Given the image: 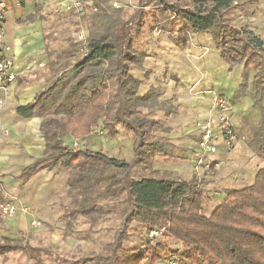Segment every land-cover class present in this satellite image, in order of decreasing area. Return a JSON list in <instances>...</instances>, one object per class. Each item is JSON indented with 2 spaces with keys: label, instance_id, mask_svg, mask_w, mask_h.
Wrapping results in <instances>:
<instances>
[{
  "label": "trees",
  "instance_id": "obj_1",
  "mask_svg": "<svg viewBox=\"0 0 264 264\" xmlns=\"http://www.w3.org/2000/svg\"><path fill=\"white\" fill-rule=\"evenodd\" d=\"M232 1L205 0L182 9L165 0H138L140 6L160 4L163 9H135L122 18L124 8L113 9L100 0L90 16L88 54L61 73L67 65L57 66L51 85L33 103L17 108L23 118L42 117L39 129L45 141L43 157L21 172V184L44 170L68 169V193L76 189L81 198L79 209L70 211L72 218L96 211L93 194L102 184L105 191L124 195L125 214L113 240L101 253L82 259L80 264L173 261L167 256L172 251L160 241L153 245L146 240L138 249H124L132 222L147 231L163 228L164 236L181 246L177 250L179 261L187 264H264V166L251 185L228 190L208 217L202 214L205 193L195 177L182 180L168 172L160 177L132 176L133 169H146L154 155H169L164 145L152 139L153 133L167 130L138 109L167 114L177 110L171 102L157 99L160 91L150 89L139 95L140 81L129 74L136 59L133 45L147 17L151 30L176 31L180 42H184L183 32L208 33L222 62L229 67L242 65L241 90L246 88L248 73L253 72L250 94L241 92L238 97H248L260 114L261 125L252 146L256 144L264 162V45L247 39L222 19L221 10ZM170 12L177 18L171 20ZM178 20L180 28L174 30ZM50 55L47 52L49 59ZM49 113L52 116H46ZM116 125H122L133 138L129 162L65 143L66 137L84 139L97 126L112 135ZM26 249L16 243H0V254Z\"/></svg>",
  "mask_w": 264,
  "mask_h": 264
},
{
  "label": "rangeland",
  "instance_id": "obj_2",
  "mask_svg": "<svg viewBox=\"0 0 264 264\" xmlns=\"http://www.w3.org/2000/svg\"><path fill=\"white\" fill-rule=\"evenodd\" d=\"M165 1L169 5L175 4L182 9L205 3V0ZM99 2L100 0H85V13L81 17H77L61 7L45 11L47 14L50 12L48 14L50 18L44 24V52L51 54L50 60L54 63V66L48 71V75L53 74L57 66H62L64 63L67 65L58 72L61 73L82 59V54L78 51L76 34L79 30H83L89 38L90 16ZM123 10L122 18H127L133 11L131 8ZM221 15L227 24L241 30L247 39H257L264 45V0H233L227 8L221 10ZM149 26L150 18L147 17L144 19V25L140 27L139 35L133 45L136 59L129 74L140 81L139 88L147 91L150 89L160 91L161 94L157 96V99L160 102H171L173 105L176 101L174 95H177L189 116L192 109L196 107L194 105L197 101L193 100L203 99V102L209 105L212 97L211 92L221 93L228 105L241 92L250 94L253 72L248 73L246 88L241 90L242 65L229 67L222 62L208 33L195 35L191 31L183 32L184 42H180L176 31L161 32L151 30ZM176 26L174 30L180 28V20L176 21ZM176 42L178 44L174 45ZM204 58L209 62L200 65L204 69L200 72L203 75L200 84L195 81L200 75L198 70L193 72V76L178 75L177 73L169 75V71L174 72L172 67L177 63L185 66L187 63H201ZM50 80L47 81L44 90L51 85L52 78ZM138 111L145 114L148 119L156 120L157 122H155L159 126L163 123L174 126L186 118L178 115L167 123L162 117L163 115L155 112V109L139 108ZM46 116L52 115L49 113ZM60 117L61 115L54 116L57 119ZM100 130H103L105 134H98ZM161 133L159 131L152 134V139L158 140L159 144H161ZM91 134L95 135L93 141L87 144L77 143L74 148L81 147L89 152L101 153L107 158L117 161L129 162L131 160L133 138L122 125H116L115 133L112 135L98 126L92 129ZM250 149L247 157L240 159L238 163L231 160V164L233 163L231 166L235 168L249 164L246 166V177L239 181H228L222 185L216 179V174L209 177L193 170L196 174L195 178L202 186L201 189L205 193L206 200L213 198L216 201L215 204L218 205L224 200L228 190L241 189V186L245 187L253 183L255 172L264 166V162L258 156L256 144ZM154 156L150 159V164L146 169H133L132 176L134 178L160 177L162 172L153 171ZM214 158H217V155ZM68 171V169H62L49 173L45 179L46 182L40 186L41 188L39 192L35 193L33 200L27 206H23L22 215L26 219V230L19 237L20 240L21 238L27 240V254L10 253L4 264H80L82 259L101 253L102 249L113 240L115 231L120 227L125 214L124 195L119 192L105 191L102 184L94 190L93 194L92 205L96 206V211L91 215L72 218L70 211L79 209L81 198L76 189L71 194L68 193ZM239 185L241 186L239 187ZM32 222H38L39 226L34 227ZM150 230L147 231L138 222H132L128 232V241L123 245L124 249L131 251L145 244ZM159 241L164 242L172 251V255H167L168 259L179 261L181 253L179 254L177 250L181 246L166 236L161 237ZM0 264L3 262L0 261Z\"/></svg>",
  "mask_w": 264,
  "mask_h": 264
},
{
  "label": "crops",
  "instance_id": "obj_3",
  "mask_svg": "<svg viewBox=\"0 0 264 264\" xmlns=\"http://www.w3.org/2000/svg\"><path fill=\"white\" fill-rule=\"evenodd\" d=\"M1 2L4 5L5 14L4 41L11 48L17 78L15 84L10 86L8 99L3 110L0 111V202H11L16 208V214L12 221H6L0 215V243L7 241L28 247L27 240L22 238L20 240L19 237L26 230V219L22 215V208L33 200L35 193L39 192L40 186L46 182L47 175L52 171L59 170L41 171L28 182L21 184L19 179L21 172L43 157L45 141L39 129L42 117L23 118L17 114L16 110L33 103L36 96L46 87L47 81H51L52 73L48 75V71L54 66V63L51 62L47 53L45 54L43 43L44 24L50 18L48 15L50 12L47 14L45 11L54 7L60 8V5L57 0H1ZM54 3L56 4L54 5ZM35 7L37 8L36 11ZM198 34L200 33H195V35ZM177 44L176 42L174 45ZM180 44L179 46H181ZM207 50L210 51V49ZM208 62L204 58L201 63H187L185 66L177 63L178 65L175 64L172 67L174 72L169 71V75L177 73L178 75L193 76L194 71L198 70L200 73L204 70L200 65ZM202 77L203 75L200 73L199 78L195 81L200 84ZM146 91L139 88L138 94L143 95ZM174 96L176 99L174 105L177 109L174 114H166L163 110L157 109L155 112L163 115L162 117L167 123L178 115L186 118L174 126L161 124L167 131L161 133L160 142L161 145L165 146L169 155L165 157L162 154H156L153 171L173 173L182 180H190L196 176L193 171L192 147L197 137V124L207 117L210 103L206 105L203 99L193 100L197 101L194 105L196 107L192 109L189 116L186 114L179 97ZM229 115L232 124L246 136L247 140L238 143L233 151L228 152L220 148L217 158L223 161L224 166L215 176L222 185L228 181H239L246 177V166L249 164L235 168L231 166L233 164H231V160L238 163L240 159L247 157L255 134L261 125L260 114L248 97H236L232 103H229ZM93 136L95 135L90 134L82 140L66 137L65 143L69 146H72L74 142L87 144L93 141ZM215 202L213 198L205 199L202 205L204 216L211 215L217 207ZM17 252L27 254V249L25 252L14 251L0 254V261L3 264L6 263L8 254ZM165 263L162 261L160 264ZM174 264L187 263L175 261Z\"/></svg>",
  "mask_w": 264,
  "mask_h": 264
},
{
  "label": "built area",
  "instance_id": "obj_4",
  "mask_svg": "<svg viewBox=\"0 0 264 264\" xmlns=\"http://www.w3.org/2000/svg\"><path fill=\"white\" fill-rule=\"evenodd\" d=\"M113 9L131 8L135 9H163L160 4L157 6L139 5L137 0H103ZM60 7L68 12H72L77 17L85 13V0H58ZM95 11V9H94ZM170 19L177 18L176 13L170 12ZM4 5L0 0V111L3 110L9 95V88L16 82L17 75L14 70V59L11 48L4 41L5 29ZM78 51L85 57L88 54L87 36L83 30L76 34ZM210 109L207 117L197 124V137L193 142V170L209 177L214 176L223 166V161L214 158L220 148L225 151H232L238 143L245 142L246 136L240 133L232 124L229 115V105L219 92H211ZM104 135L100 130L98 133ZM77 142L72 144L76 147ZM16 214V208L11 202H0V215L6 221H12ZM34 227H38V222H32ZM164 236L163 228H155L148 232L147 242L156 244ZM167 264H173L169 262Z\"/></svg>",
  "mask_w": 264,
  "mask_h": 264
}]
</instances>
